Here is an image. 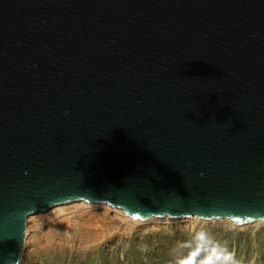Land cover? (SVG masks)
Listing matches in <instances>:
<instances>
[{"label":"water","instance_id":"obj_1","mask_svg":"<svg viewBox=\"0 0 264 264\" xmlns=\"http://www.w3.org/2000/svg\"><path fill=\"white\" fill-rule=\"evenodd\" d=\"M73 200L264 220V0H0V264Z\"/></svg>","mask_w":264,"mask_h":264},{"label":"rangeland","instance_id":"obj_2","mask_svg":"<svg viewBox=\"0 0 264 264\" xmlns=\"http://www.w3.org/2000/svg\"><path fill=\"white\" fill-rule=\"evenodd\" d=\"M178 217L137 221L106 203L73 200L28 217L25 264H264V220Z\"/></svg>","mask_w":264,"mask_h":264},{"label":"clouds","instance_id":"obj_3","mask_svg":"<svg viewBox=\"0 0 264 264\" xmlns=\"http://www.w3.org/2000/svg\"><path fill=\"white\" fill-rule=\"evenodd\" d=\"M230 259L231 257L229 255L214 253L208 256L204 264H228Z\"/></svg>","mask_w":264,"mask_h":264},{"label":"bare ground","instance_id":"obj_4","mask_svg":"<svg viewBox=\"0 0 264 264\" xmlns=\"http://www.w3.org/2000/svg\"><path fill=\"white\" fill-rule=\"evenodd\" d=\"M82 202H85V203H88L84 200H81ZM93 203H98V202H93ZM107 204V203H106ZM56 207V206H55ZM54 208V207H53ZM125 213V212H124ZM182 217V216H181ZM184 217H187V216H184ZM194 218H197V217H194ZM199 219H202L203 218H200L198 217ZM179 218L178 217H172V216H169V215H166V216H152L150 218H147V219H137V221H144V220H160V221H163V222H167V223H174L175 221H177ZM231 222L233 224H236L233 220H231Z\"/></svg>","mask_w":264,"mask_h":264}]
</instances>
